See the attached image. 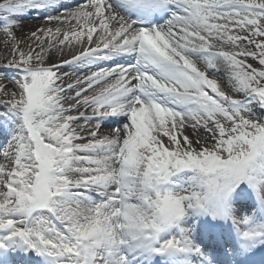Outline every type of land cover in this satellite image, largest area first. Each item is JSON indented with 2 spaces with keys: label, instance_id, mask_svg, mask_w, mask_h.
Returning <instances> with one entry per match:
<instances>
[{
  "label": "snow or ice",
  "instance_id": "obj_1",
  "mask_svg": "<svg viewBox=\"0 0 264 264\" xmlns=\"http://www.w3.org/2000/svg\"><path fill=\"white\" fill-rule=\"evenodd\" d=\"M0 37V264H264V0H0Z\"/></svg>",
  "mask_w": 264,
  "mask_h": 264
},
{
  "label": "bare ground",
  "instance_id": "obj_2",
  "mask_svg": "<svg viewBox=\"0 0 264 264\" xmlns=\"http://www.w3.org/2000/svg\"><path fill=\"white\" fill-rule=\"evenodd\" d=\"M38 19V14L34 13L32 17L28 18L27 20L24 21L25 24V30H27V28L29 27H35L37 25H42L43 21L42 20H35ZM66 53L68 52V50H65ZM8 53L6 50H0V58L3 59L4 56H6ZM60 58H66V57H61L58 53L55 52V49H53V54L51 56V60L52 61H58ZM104 66H108L107 64H104ZM65 71H69L70 69L65 68ZM105 131V129H103ZM106 132V131H105Z\"/></svg>",
  "mask_w": 264,
  "mask_h": 264
},
{
  "label": "rangeland",
  "instance_id": "obj_3",
  "mask_svg": "<svg viewBox=\"0 0 264 264\" xmlns=\"http://www.w3.org/2000/svg\"><path fill=\"white\" fill-rule=\"evenodd\" d=\"M35 20H39V19H35ZM0 50H6L2 37H0ZM60 59H63V58H60ZM2 61H3V59L0 58V62H2ZM64 70H66V69H64ZM5 83H6V81H5ZM102 131H104V130L102 129ZM105 131L107 132L106 129H105Z\"/></svg>",
  "mask_w": 264,
  "mask_h": 264
}]
</instances>
